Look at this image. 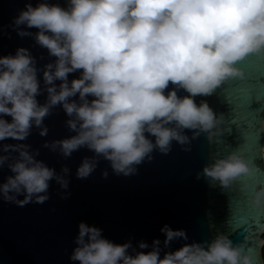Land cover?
I'll use <instances>...</instances> for the list:
<instances>
[{
    "label": "clouds",
    "instance_id": "9594fccd",
    "mask_svg": "<svg viewBox=\"0 0 264 264\" xmlns=\"http://www.w3.org/2000/svg\"><path fill=\"white\" fill-rule=\"evenodd\" d=\"M13 26L54 59L39 68L23 46L0 56V170L11 173L0 181V199L22 207L46 202L53 180L68 189L69 167L57 172L25 142L33 127L47 136L44 121L62 106L75 134L44 147L65 158L81 148L92 152L78 166V179L89 177L101 159L115 174L133 175L154 152L167 155L174 142L188 152L203 136L208 162L197 178L224 192L239 190L264 210V182L245 179L264 175V168L242 150L249 134L259 144L264 133V70L245 67L254 59L264 62V0H67L66 6L27 0ZM181 89L186 95H178ZM226 89L230 112H217L205 98ZM254 101L261 106L252 110ZM242 113L257 114L258 127ZM234 129L244 141L235 148L226 139ZM229 208L232 218L231 201ZM78 227L70 256L78 264H257L247 236L237 242L225 231L171 250L173 241L189 238L185 229L165 224L163 251L159 238L134 248L85 221ZM259 232L264 235V227Z\"/></svg>",
    "mask_w": 264,
    "mask_h": 264
},
{
    "label": "water",
    "instance_id": "95a60500",
    "mask_svg": "<svg viewBox=\"0 0 264 264\" xmlns=\"http://www.w3.org/2000/svg\"><path fill=\"white\" fill-rule=\"evenodd\" d=\"M31 2L35 5L38 0ZM53 2L67 5V0ZM26 3L27 0H0V56L15 54L17 48L23 46L30 49L37 66L43 68L54 57H50L47 49L41 48L32 36H20L13 26L14 18ZM30 31L35 33L37 29ZM245 67L249 72L264 70V62L254 59L246 62ZM79 74H70L69 79ZM39 77L43 88L42 71ZM172 87L170 85L168 90ZM230 91L226 89L225 93L218 92L205 99L217 112L228 113L231 106L227 103L226 94ZM178 95L186 93L181 89ZM46 96V92L38 96L39 102L44 103ZM200 99L197 97L198 101ZM260 106L254 101L251 109ZM242 114L258 127L257 114ZM260 117L264 119V113ZM67 119L62 106H57L44 121L48 127L47 136H41L40 130L33 127L25 142L32 149H39L38 159L44 160L57 172L64 165L69 167V187L63 189L55 180L51 181L48 190L50 198L42 204L33 202L21 207L0 199V264H78L70 256L76 246L75 237L81 221L101 228L103 236L114 242L131 241L134 248L141 240L151 245L155 238H159L163 249L165 237L160 229L165 224L173 229H185L189 238L188 241H173L171 250L184 243L211 240L216 230L229 232L231 239L237 242L247 236L257 264H264V235L259 232L264 227V210L254 208L239 190L224 192L219 187H211L202 176L197 178V173L208 162L209 145L203 136L192 142L188 152L175 142L167 155L154 152V158L138 165V171L133 175H117L109 162L101 159L89 177L78 179V166L84 157L92 156V152L81 148L65 158L58 151L44 147L45 141L75 134L67 126ZM226 139L233 148L244 142L235 129ZM5 142L15 143L11 140ZM259 144L264 145V133ZM259 144L253 132L248 135L242 150L257 157V166L264 168V158L259 157ZM105 171L108 172L107 177L103 175ZM10 174V170L4 167L0 170V181ZM245 179H250L255 185L264 182V175ZM230 201L234 210L232 218ZM241 223L243 227L232 230Z\"/></svg>",
    "mask_w": 264,
    "mask_h": 264
},
{
    "label": "trees",
    "instance_id": "16d2710c",
    "mask_svg": "<svg viewBox=\"0 0 264 264\" xmlns=\"http://www.w3.org/2000/svg\"><path fill=\"white\" fill-rule=\"evenodd\" d=\"M262 253H263V257H264V247H263V249H262Z\"/></svg>",
    "mask_w": 264,
    "mask_h": 264
}]
</instances>
